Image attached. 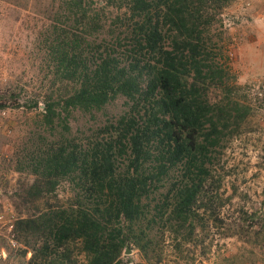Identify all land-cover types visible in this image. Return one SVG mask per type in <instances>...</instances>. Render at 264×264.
Instances as JSON below:
<instances>
[{"label": "trees", "instance_id": "1", "mask_svg": "<svg viewBox=\"0 0 264 264\" xmlns=\"http://www.w3.org/2000/svg\"><path fill=\"white\" fill-rule=\"evenodd\" d=\"M232 1L56 0L45 9L40 48L55 90L42 122L62 126V138L32 149L37 180L24 194L56 197L69 179L76 195L14 223L34 264H66L72 246L87 264H123L140 241L125 229L154 222L156 212L185 227L219 197V156L250 113L217 57ZM118 97L129 109L115 123L67 138L73 112L94 114Z\"/></svg>", "mask_w": 264, "mask_h": 264}, {"label": "rangeland", "instance_id": "2", "mask_svg": "<svg viewBox=\"0 0 264 264\" xmlns=\"http://www.w3.org/2000/svg\"><path fill=\"white\" fill-rule=\"evenodd\" d=\"M55 1L0 0V264H34L25 238L13 235L14 223L52 206L70 205L76 195L69 179L58 186L56 197L27 199L24 194L37 180L32 149L44 139L62 138V126L54 131L42 122L43 101L55 90L40 48L41 32L48 28L42 13L57 6ZM221 18L217 57L229 72L234 96L250 113L219 156V197L185 227L156 212L154 222L149 216L133 232L125 229L130 238L139 233L140 241L123 252V264H264V0H233ZM211 90L212 98L219 99V91ZM128 109V101L118 97L94 114L75 111L67 138L85 140ZM71 253L66 264H87L85 254L73 246Z\"/></svg>", "mask_w": 264, "mask_h": 264}, {"label": "water", "instance_id": "3", "mask_svg": "<svg viewBox=\"0 0 264 264\" xmlns=\"http://www.w3.org/2000/svg\"><path fill=\"white\" fill-rule=\"evenodd\" d=\"M126 252H127V253H129V252H130V250H129V249H127V250H126Z\"/></svg>", "mask_w": 264, "mask_h": 264}]
</instances>
